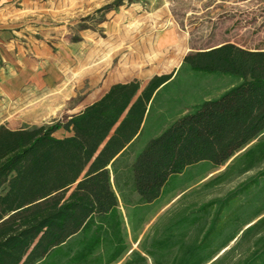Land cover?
<instances>
[{
  "label": "trees",
  "instance_id": "16d2710c",
  "mask_svg": "<svg viewBox=\"0 0 264 264\" xmlns=\"http://www.w3.org/2000/svg\"><path fill=\"white\" fill-rule=\"evenodd\" d=\"M185 62L241 81L176 118L135 154L130 188L145 205L203 161L219 168L231 160L213 179L218 183L264 166V48L225 43ZM169 78L156 76L141 92L139 80L114 84L51 124L0 125V264H264V167L225 198L165 214L131 250L112 176L141 134L155 90ZM61 129L72 134L56 136Z\"/></svg>",
  "mask_w": 264,
  "mask_h": 264
},
{
  "label": "rangeland",
  "instance_id": "374dc122",
  "mask_svg": "<svg viewBox=\"0 0 264 264\" xmlns=\"http://www.w3.org/2000/svg\"><path fill=\"white\" fill-rule=\"evenodd\" d=\"M36 1L39 6L30 12L28 26L30 35L39 39L37 47L72 59L62 70L64 80L54 89L38 91L27 87L20 97L4 99L0 95V122L11 128L51 124L81 111L96 93L91 89L88 71H93V86L97 85L96 78L101 81L115 72H147L154 56L153 36L171 24L189 35L190 42L185 41V45L192 50H204L225 39H234L247 49L264 48V0ZM25 46L33 45L26 43ZM189 67L187 63L159 99L177 95L188 86L186 69ZM211 74L214 73L204 72L192 79L197 83ZM220 77L222 86L237 85L241 81L235 75L220 73ZM74 93L75 97L72 96ZM154 121L155 118L150 116L134 147L121 160L117 177L112 176L119 195L123 230L131 250L139 248V242L153 231L155 223L165 214L186 205L225 198L264 167L240 176L233 175L218 183L213 179L224 173L231 160L219 168L203 161L172 177L155 203L142 204L138 194L130 188L128 164L152 137L167 126ZM70 134L63 129L55 132L58 137ZM256 208H248L241 217L249 216ZM135 237H138L137 242ZM235 243L233 241L229 247ZM250 244L249 241L244 243L238 253L244 252Z\"/></svg>",
  "mask_w": 264,
  "mask_h": 264
},
{
  "label": "crops",
  "instance_id": "0c3cea01",
  "mask_svg": "<svg viewBox=\"0 0 264 264\" xmlns=\"http://www.w3.org/2000/svg\"><path fill=\"white\" fill-rule=\"evenodd\" d=\"M38 6L39 1L36 0H0V95L4 99L22 95L27 87H34L38 91L54 89L64 80L62 70L69 65L70 59H72L65 57L62 53L55 54L37 47L39 39L30 35V26L28 25L30 12L37 9ZM188 36L175 24L156 31L152 40L154 56L151 57V67L147 72H115L109 77H104L101 81L96 78L95 85H97L93 86V71H88L87 76L89 75L90 83H92L91 89L96 93L95 97H92L83 108L100 99L114 84L139 80L141 92L154 77L170 75V78L161 84L151 97L143 129L150 116L155 118L154 123L168 126L176 118L191 112L202 102L218 98L235 86V84L222 86L219 72H211L215 75L204 76L205 78L200 79V82L194 83L192 79L194 76L208 71L196 70L190 66L186 69L188 86H185L184 90L177 95H167L159 99L160 94L177 80L184 69L187 64L185 57L201 51L192 50L185 45V41L190 42ZM26 43L33 46L27 47ZM225 43L237 44L234 39H225L217 42V45L213 47ZM78 65L79 61H77V67ZM80 76L84 78V75ZM75 95L74 93L72 96L75 97ZM1 124H5V122H0Z\"/></svg>",
  "mask_w": 264,
  "mask_h": 264
}]
</instances>
